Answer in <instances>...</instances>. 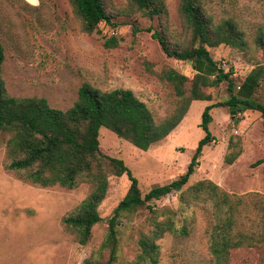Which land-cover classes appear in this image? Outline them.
I'll return each instance as SVG.
<instances>
[{
	"label": "rangeland",
	"instance_id": "374dc122",
	"mask_svg": "<svg viewBox=\"0 0 264 264\" xmlns=\"http://www.w3.org/2000/svg\"><path fill=\"white\" fill-rule=\"evenodd\" d=\"M114 12L112 26L102 22L89 33L83 29L70 0H0V41L5 49L2 64L7 91L16 97H45L51 106L71 107L79 89L89 82L102 90L130 88L147 103L157 122L179 116L170 134L142 150L109 128L100 129L104 153L122 158L140 183L143 194L185 173L204 130L199 126L206 105L230 97L227 83L205 87L210 100L187 104L171 84L161 78L164 69L174 68L192 78L191 61L167 56L152 32L159 30L173 45H188L191 34L181 13L182 0H165L168 15L153 19L138 12L130 0H106ZM207 16L220 23L232 18L244 33L246 44L226 43L210 47L212 56L240 83L258 64L264 65V48L256 41L264 33V0H201ZM119 39L115 47L105 40ZM239 88V87H238ZM264 103V79L256 93ZM229 106L211 110L210 129L215 139L206 145L195 173L181 191L150 201L136 211H125L118 224V256L113 264H136L140 238L150 231V221L173 215L176 227L186 226L189 234L166 232L156 264H214L211 236L217 223L226 217L222 192L229 195L233 233L242 234L243 244L230 250L228 264H264V124L256 110L237 111ZM0 144V264H83L86 259L107 260L105 245L109 219L127 194L131 180L127 174L110 176L106 197L99 206L102 221L92 230L85 245L63 218L75 210L93 190L82 181L74 188L42 186L25 180L6 168L7 140ZM240 155L233 163L225 157ZM219 186L194 193L189 187L201 180ZM184 194V199L182 195ZM227 218V217H226Z\"/></svg>",
	"mask_w": 264,
	"mask_h": 264
},
{
	"label": "trees",
	"instance_id": "16d2710c",
	"mask_svg": "<svg viewBox=\"0 0 264 264\" xmlns=\"http://www.w3.org/2000/svg\"><path fill=\"white\" fill-rule=\"evenodd\" d=\"M70 2L82 21L83 29L89 33L97 30L102 22L118 25L113 20L114 12L108 9L106 0ZM130 5L151 19L168 15L165 0H130ZM181 13L191 34L188 45L173 46L163 32L153 30L152 27L142 29L133 25V31L152 32V37L160 41L167 56L193 63L196 73L192 78L172 67L164 69L160 74L187 104L192 100H210L211 94L206 93L204 88L218 86L222 82L227 83L230 97L206 105L199 125L205 134L199 140L186 172L167 184L154 186L145 194L141 191L138 178L125 161L102 151L100 129L105 126L136 147L148 150L152 144L170 134L180 122L182 114L157 122L147 103L132 89L102 90L89 82L81 85L78 100L67 109L51 106L45 97L12 96L8 93L3 78L5 49L0 41V144L2 133H12L6 142V168L18 173L21 178L42 186L74 188L82 181L90 182L93 185L91 193L63 218V223L75 232L83 245L89 242L93 227L103 219L99 206L107 195L110 176L127 174L131 180L127 194L109 219V231L104 245L109 248L108 259H86L83 264H113L118 256L117 226L121 214L136 211L150 201L184 188L200 163L204 147L215 139L210 129L213 121L211 110L214 107L229 106L241 112L259 111L263 115L264 124V103L255 96L264 79V65L258 64L237 83L233 77V67L224 69L208 49V46L214 47L222 43L234 47L245 45L244 33L238 24L232 18L218 24L213 22L207 16L201 0H182ZM256 41L264 48L263 32L259 33ZM118 44L116 36L105 40L107 47ZM239 155V152H231L226 155L225 160L233 163ZM189 189L194 193L210 190L216 194L219 186L205 179ZM222 196L223 204L227 207V218L217 223L211 236L214 264H228L230 250L242 246L244 240L242 234L233 233V205L228 193L222 192ZM182 198L184 199V194ZM173 219V215L161 221L156 216L151 218L150 231L142 234L139 241L141 251L136 264L158 263L160 246L157 240L166 232L189 234L186 226L176 227Z\"/></svg>",
	"mask_w": 264,
	"mask_h": 264
},
{
	"label": "water",
	"instance_id": "95a60500",
	"mask_svg": "<svg viewBox=\"0 0 264 264\" xmlns=\"http://www.w3.org/2000/svg\"><path fill=\"white\" fill-rule=\"evenodd\" d=\"M232 110H231V113H232V115L234 116L235 114H236V112H237V110L235 109V108H231Z\"/></svg>",
	"mask_w": 264,
	"mask_h": 264
},
{
	"label": "crops",
	"instance_id": "0c3cea01",
	"mask_svg": "<svg viewBox=\"0 0 264 264\" xmlns=\"http://www.w3.org/2000/svg\"><path fill=\"white\" fill-rule=\"evenodd\" d=\"M31 4H35L38 0H28Z\"/></svg>",
	"mask_w": 264,
	"mask_h": 264
}]
</instances>
